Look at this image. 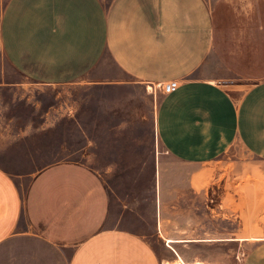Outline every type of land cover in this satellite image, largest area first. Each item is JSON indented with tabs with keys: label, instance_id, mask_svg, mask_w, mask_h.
Returning <instances> with one entry per match:
<instances>
[{
	"label": "crops",
	"instance_id": "crops-1",
	"mask_svg": "<svg viewBox=\"0 0 264 264\" xmlns=\"http://www.w3.org/2000/svg\"><path fill=\"white\" fill-rule=\"evenodd\" d=\"M214 52L228 70L264 66V0L0 4V59L31 84L98 83L109 58L128 83L164 92L158 137L177 161L209 162L238 142L264 162V80L237 95L235 81L196 75ZM105 78L119 80L107 72ZM172 81L179 83L177 90L170 89ZM10 145L0 142V151ZM232 177L222 200L224 215L237 221L241 197L232 191ZM241 231L235 228L226 239L253 240L244 264H264V236L239 238ZM0 264H161V259L145 235L111 221L102 173L64 161L37 173L24 192L0 166Z\"/></svg>",
	"mask_w": 264,
	"mask_h": 264
},
{
	"label": "rangeland",
	"instance_id": "rangeland-1",
	"mask_svg": "<svg viewBox=\"0 0 264 264\" xmlns=\"http://www.w3.org/2000/svg\"><path fill=\"white\" fill-rule=\"evenodd\" d=\"M221 59L212 53L196 75L235 81L237 95L264 80L263 65L228 70ZM102 66L98 83L46 86L31 84L1 58L0 142L11 145L0 151V166L24 192L49 165L86 163L105 178L111 221L145 235L161 264H244L254 241L226 238L239 227V238L264 236V162L238 142L209 162L177 161L158 137L164 92L128 83L109 58ZM106 72L119 80L106 79ZM229 174L232 191L241 197L237 221L224 215L222 191ZM170 238L181 241L171 243Z\"/></svg>",
	"mask_w": 264,
	"mask_h": 264
},
{
	"label": "built area",
	"instance_id": "built-area-1",
	"mask_svg": "<svg viewBox=\"0 0 264 264\" xmlns=\"http://www.w3.org/2000/svg\"><path fill=\"white\" fill-rule=\"evenodd\" d=\"M169 87L171 90H177L179 88V83L176 81H172L170 82Z\"/></svg>",
	"mask_w": 264,
	"mask_h": 264
}]
</instances>
